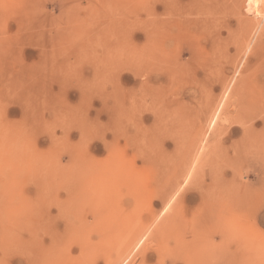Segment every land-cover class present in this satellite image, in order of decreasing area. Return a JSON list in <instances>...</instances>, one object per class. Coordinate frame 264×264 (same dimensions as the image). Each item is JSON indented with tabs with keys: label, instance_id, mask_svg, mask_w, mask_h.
Masks as SVG:
<instances>
[{
	"label": "rangeland",
	"instance_id": "374dc122",
	"mask_svg": "<svg viewBox=\"0 0 264 264\" xmlns=\"http://www.w3.org/2000/svg\"><path fill=\"white\" fill-rule=\"evenodd\" d=\"M181 1L176 0L177 4L173 2L170 6L165 0H0V156H3L0 173L4 171L8 176L7 181V177H0V187L10 183L12 188L9 195L0 188V264H27L22 255L5 251L10 241L13 246L30 242L31 236L39 232L29 227L31 221H39L38 207L35 214H27L23 227L22 223L18 229L14 227L19 220L17 216L28 211L21 204L38 203L35 186L38 172L43 173V179L50 178L52 190L47 196L39 195V203L45 202L42 212L49 213L46 217L55 216L56 221L51 220V224L62 235L63 220L55 212L67 200L62 188L68 177L58 171L69 166L68 155L64 154L66 148L78 151L92 169L99 168L95 170L99 175L105 164L116 166L119 148L125 151L123 159L127 168L141 173L140 158L126 151L125 143V138L135 137L136 127L144 129L141 134L145 136L142 147V153L148 157L145 159L155 160L145 170V176L133 180L130 192L122 188L119 194L107 193L109 196H103V202L98 197L99 204L105 205L104 209L99 207V238L91 236L95 208L88 203L95 201L94 197L86 196L83 208L67 213V222L74 226V240L86 239L97 245L99 242V247L82 253L81 261L85 264H264V86L257 85L258 79H264V35L257 45L256 57L248 55L243 61L247 76L241 87L222 89L214 82L202 84L203 75L198 77L200 87L210 89L207 100V94L203 97L195 88L198 83L180 80L163 86L160 96L151 101L148 94L142 93L147 92L149 84L143 90L133 81L131 58L140 53L134 46L145 44L144 22L152 16L166 20L178 4L183 13L187 3ZM232 2H207L206 6H210L207 12L231 23L233 28L234 18L262 12L258 21L260 27L264 25V0H242L236 15L228 10L223 12L224 8L236 6ZM169 52H174L173 48L165 50ZM116 53L122 56L116 58ZM186 58L182 54L180 59L185 62ZM237 78L236 75L233 80ZM60 83L64 85L62 91L58 88ZM43 85L46 89L50 87L56 96L46 94ZM23 97L37 98L34 103L24 101ZM175 101L180 103L178 113H168L155 122L153 111L163 113ZM27 102L34 105L26 106ZM119 103L124 104L120 114ZM215 106L218 111H212ZM128 109L134 113L131 122L124 114ZM6 134L11 138L4 137ZM61 142L65 148L59 147ZM31 162L33 168L29 170ZM176 177L179 178L173 183ZM133 192L140 197L139 209L123 205V199L134 196ZM162 192L165 202L160 208L153 202L159 200ZM118 201L121 203L114 206ZM9 214L15 218L12 220ZM143 216L148 219L143 221ZM104 221H109V226ZM121 229L126 231L122 236ZM29 230L34 233L30 234ZM38 237L42 239V233ZM42 245L49 247V239L44 238ZM117 248L124 251L122 258L114 253ZM128 249H132L130 255ZM78 254L73 251L62 255L59 263L70 264Z\"/></svg>",
	"mask_w": 264,
	"mask_h": 264
},
{
	"label": "bare ground",
	"instance_id": "6f19581e",
	"mask_svg": "<svg viewBox=\"0 0 264 264\" xmlns=\"http://www.w3.org/2000/svg\"><path fill=\"white\" fill-rule=\"evenodd\" d=\"M212 1L213 0H186L185 3H187L186 4V11L187 12L186 11H184L183 13L180 12V9L182 7L180 4H178L176 9L174 10L177 13H175V12L172 13L170 11L167 14L168 18L166 17L167 18L166 20H164V21L157 20L156 17L152 16L149 19V21H147V23L144 22L143 26H145L144 27L145 35H143V36H145V44L143 46H134V48L137 49L136 51H138L140 53L137 54L138 55L137 57L132 55L133 57H135L134 59L131 58V60H134L133 64L131 63L132 64L131 66H130V63L128 64L130 67H132L131 72L133 73V78H134L133 81L135 80V83L137 85H140L143 87L145 84L146 85L149 84L147 92L144 90V87H143V90H144V91H142L143 96L148 94L151 97V101H154L156 99V97L157 96L159 97L160 94L162 93L163 86H166L168 83H176V82L178 83V81H180V80H185L187 82V80H188L189 82L191 81V83L193 85H196L197 83L199 84L198 77L201 75H203V77L200 79V83L207 84V83H213L214 82L217 85H219L222 89L230 88V87H232L230 89L238 88L244 84V80L247 76L246 75L247 72L243 71V70H245V65H244L243 61L248 57V55L251 57H256L257 48H258L257 45H258V43H260V41L264 35V25L262 27H260L259 21H258L260 14H262V12L261 13L257 12L256 14L253 13L250 16L248 15L242 19L234 18L236 23H235V28H233V25H231V23L225 22V21L219 19L218 16L214 15L213 12L212 13L207 12V8H209L210 6L207 7L206 3L212 2ZM241 1L242 0H233L232 3H233V5L236 4V6L234 5V7L230 6L229 8H224L223 12L228 10L231 14L236 15L238 9H240L238 4ZM166 2L170 6H172V4H174V3L177 4L176 0H165V3ZM216 3H217V1H216ZM221 3H220V5H221ZM223 3H224V5H226L225 1ZM220 5H218V6L221 9L222 7ZM241 6H243V5L241 4ZM213 8H214V6H213ZM220 9H218V10L220 11ZM165 10H166V8H165ZM221 12H219V15L222 14ZM174 14H176L175 18L173 17ZM198 15H200V17H197ZM201 15L206 16V17H201ZM209 15L216 16L217 18H215V17L210 18ZM222 15H224V14H222ZM242 15H243V13H242ZM129 26H131V25L129 24ZM224 31L226 32L225 38H223V36H222ZM229 35H232V36H229ZM253 41H254V43H253ZM121 46H122V44H121ZM221 46H225V48L222 50ZM119 48L122 49V47H119ZM167 48H173L174 52L165 53V50H167ZM120 50L118 49V52ZM120 52H122V51H120ZM218 52H220V54ZM117 54H118V57H116V58H120L119 55H121V53H116V56H117ZM182 54L187 55L185 62H182L181 60H183V59H180L182 57ZM75 55H77V54L75 53ZM114 60H117V59H114ZM141 70L144 72L140 74ZM147 70L149 72H147ZM236 75L238 78H237V80L234 81L233 79ZM140 76H143V77H141L142 79L144 78L143 81H140V78H139ZM258 84L261 85V87L264 86V79H258L257 85ZM46 86H47V84H46ZM63 86L64 85H61V83L58 84L59 91L63 90ZM43 87L45 88L44 85H43ZM36 88H38V87H36ZM48 88H50V87H47V89ZM195 88H197L199 92L203 93L202 94L203 97H205V95L207 94V96L205 97L206 100L209 98V96L211 94L210 89H207V88L203 89V87H200V84L198 86H196ZM47 89L46 88L44 89L46 94L51 93L50 95H52L53 97L56 96V94L53 95L51 89H48V90ZM122 90H119V92H121ZM27 91H29V90H27ZM41 93L43 94V91H41ZM194 95H195V92L192 91L191 99L194 98L193 97ZM188 96H190V95H188ZM23 98H24V101H33L35 103V99L37 97H33L32 100L27 98V97H23ZM34 103L30 104L27 102V103H25V105L31 106V105H34ZM149 103H151V102H149ZM179 104L180 103H177L175 101L173 104H171V107H170L171 109L168 110L167 108H165V110H163V113L160 112V114H159V112H156V110L153 111L155 122H157L158 119H161L164 115H167L168 113L172 114V115L178 113L177 111L179 109L178 106H180ZM22 105H24V104H22ZM161 106H163V105H161ZM206 106H207V110L210 113L209 104H207ZM217 107L218 106H215V108L212 111H218L219 109H217ZM123 110H124V104L119 103V114ZM148 110H150V109H148ZM152 110H153V108L151 109V111ZM124 114L127 116L128 121L131 122L133 120L132 117H133L134 113L130 112L129 109L127 112L125 111ZM68 115L69 114H67V118H68ZM136 117L137 116L135 115V118ZM171 117H173V116H171ZM166 118H167V116H165V120H166ZM62 120L66 121V118L62 117ZM167 121H168V119H167ZM210 124H212V123H210ZM215 126H214V129H212V127H211L212 135H214ZM137 128L138 127H136V129H135L136 130L135 131V133H136L135 137L134 138L132 137L131 140L125 138V143H126V151L131 153L133 157L140 158L139 160L141 161V166H142V171L140 170L141 173L139 171L135 172L133 169L130 170L127 168L126 162L123 159V155L125 154V151H122L119 148H118V151H119L120 159H118L116 166H113L111 164H105L103 166V168L101 167V169H103V173L101 175L95 174V173H97V172H95V170H99V168L92 169V166L90 165V163H88L84 158H82L78 151L75 152V151H72L70 148L69 149L66 148V151H64V154L68 155L69 166L66 169H62V170L58 169V171L60 172V174L63 173V177L65 175L68 177V179L65 178L66 182L64 183L63 188H62V190H64L66 193L67 200L61 204V207H58L59 204L58 205L55 204L58 207L57 213L55 212V214H57L56 217L58 219L63 220V222L62 221L61 222L63 223L64 228H65L64 233L62 235H59L58 233H56L55 229H54L55 226L51 224V220H53L55 218V216L53 218H51L49 216L46 217L45 215H49V213L46 212L45 214H43V212H42V207H44L43 204L45 202H44V200H42L43 202L39 203V201H40L39 195H41L43 193L42 194L43 196L44 195L47 196L48 192L52 191V190H50L51 189V183L49 184L50 178L46 177L43 179L42 178L43 173L38 172L41 175L37 173L38 175H37L36 179H38V183L36 182L35 186L37 187V190H38L37 191V193H38L37 197H38V203L39 204L38 203L34 204L32 202L29 204H26V202L24 201L25 203H22L21 205H23L25 208H27L28 211L23 213V214L18 212L21 215L17 216L19 218V220L16 221L17 223L16 222L14 223V227L16 225V227L18 229L19 226H21L20 223H22V227H23V224H25L26 220H27V214H35V211L37 209L35 207H38V211H36L39 213L38 223H35L34 221H31V219H30L31 224L29 225V222H28V224H26V225H29V227H31V228L33 227V229L35 227L37 231L42 233L43 237H42V239H39V237H38L39 232H37V234L34 235L33 234L34 232L29 230V233L31 231L30 234H33L31 236L32 240L30 242H25L23 244H20L17 242L18 244L13 246V244L10 241V243H9L10 246L7 247L5 252L6 253L11 252L14 254H20V256L22 255L25 259H27V264H68L67 262L66 263H59V260H58L59 257H61L62 255L70 254L73 251L74 252L77 251V252H79V254H78L79 256L77 258H74L72 260V263H70V264H82L83 263V261H81L82 253H84L85 251L90 252L92 248H95L94 246L99 247V242H97L98 243V245H97L95 243H91V241H88L86 239L80 241L79 238L75 239L76 240L75 241L73 239L74 237H72V231H73L74 226H73V224L67 222V218H66L67 213H69V212L72 213V211H74V209H75L74 212H76V210L78 211L79 209L83 208V205L86 203V202L85 203L83 202V199L86 198V196L94 197L93 199H95V201H90V203H88L89 205H91L95 208V216H93L92 222L90 224L91 229H93V233L91 234V231H90V234H91V236L95 235L96 237L99 238V234H100L99 233V213H100L99 207L104 209L105 205H103L104 203L99 204V201L97 200L98 197H100L101 202H103L104 201L103 196L108 195L107 193H109L111 195L115 194V193L119 194V192H121L122 188H125L130 192L129 186L131 185V183H134L133 180L137 179V178L139 180V178H141L142 176H145V175H143L145 170H147L149 168V166H151L152 162L154 163L155 159H153V161H151V159L146 160L145 158H148V157H146V155H144L142 153V147H143V142L145 141L144 140L145 136H143L141 134V131L144 129H137ZM205 131H207V130H205ZM118 133H121V128H120V131ZM139 134H141L142 139L139 137ZM144 135H146L145 132H144ZM4 137H6L8 139L11 138L10 135H8V134H6ZM120 139H121V137H120ZM59 147L65 148V143L61 142ZM9 156L12 157L13 153H11ZM2 157L3 156H0V160H2L1 159ZM149 158H150V156H149ZM130 161H131V163H130ZM130 161H129L130 167H132L133 160H130ZM32 163L33 162H31L29 164V170H31L30 168L32 166ZM134 166H135V164H134ZM37 167L39 170V166H37ZM32 168H33V166H32ZM56 169L57 168L55 167V170ZM8 170H10V172H13V169H8ZM40 171H42V170H40ZM121 175H122V177H121ZM54 176L56 177V175H54ZM0 177H7L6 181L8 179V176L6 173H4V171L2 173V176H0ZM11 178H14V177L12 176ZM105 178H106V180H104ZM178 178L179 177H176L175 179H173V183L175 181H177ZM70 180H72V181H70ZM170 184H172V181L170 182ZM170 184H168V185H170ZM71 185H73V186L70 187ZM173 185L175 186V184H173ZM139 187H141V186L139 185ZM170 187H171V185H170ZM0 188H1V190H6L5 193H8V195L12 191L10 183L8 184V186H4V187H0ZM131 188H132V186H131ZM172 188H173V186H172ZM176 188H178V187H176ZM46 189H47V191L45 192ZM134 189H135V187H134ZM14 190L15 189H13V191ZM174 190H175V187H174ZM172 192H174V191H172ZM162 193H163L162 196L160 194L161 197L159 198V200L156 199L153 202V204H155V206H156V204L157 205L159 204L158 207H160V208H163L162 205H164V202H165L164 192H162ZM20 194H21V191L19 192L18 195L20 196ZM133 194H134V196H130L128 200L123 199V205H126L127 207L129 205H133V208L137 209L140 205L139 201H138V199L140 197H139V195H135L134 192H133ZM136 194H137V191H136ZM5 196H7V195L5 194ZM154 196L155 195H153V197ZM110 198H113V197H110ZM1 199H3V198H1ZM104 199H106V198L104 197ZM107 199H108V197H107ZM4 200H5V198H4ZM50 200H52V198ZM50 200H48V201H50ZM55 200H57V199H55ZM111 200H113V199H111ZM171 200H172V196H171ZM113 201H115V200H113ZM121 201L116 202L114 204V206L117 207L121 203ZM176 201L178 203H180V199H176ZM46 202H47V200H46ZM53 203H55V202H53ZM45 206H48V205H45ZM107 206H108V204H107ZM107 206H106V208H107ZM112 208H113V204L110 206L109 210L112 211ZM149 208H150V206H149ZM152 208H154V207H152ZM152 208H150V209H152ZM171 208H172V206H171ZM206 212H207V210H206ZM83 216H81V217H83ZM9 218L12 219V218H15V216L12 217L9 214ZM75 218H77V217H75ZM142 218H143V221H146L148 219L147 216H143ZM142 218H141V220H142ZM210 218H211V216H210ZM122 219H124V216ZM128 219H129V221L134 220V219L130 220V218H128ZM208 219H209V217H208ZM46 220H47V222H46ZM108 220H110V219H108ZM124 221H125V219H124ZM122 223H121V225H122ZM210 223L212 224V222H210ZM8 230L11 231V229H8ZM112 230H113V228H112ZM127 230H128V228L126 229V231ZM136 230H138V229H136ZM14 231H16V229ZM18 231H20V230H18ZM126 231L122 230L121 233H119L120 236H122L121 235L122 232L125 233ZM134 231H135V229H134ZM75 232H76V230H75ZM116 232H118V231H116ZM15 234H17V233H15ZM80 235L84 236V233H81ZM103 235H105V234H103ZM132 235H135V233ZM33 236H35V238ZM130 237H132V236H130ZM44 238L49 239V241H50L49 247H44L42 245ZM134 238H135V236H134ZM127 240H129V239H127ZM130 240H131V238H130ZM137 240H138V238H137ZM134 242H135V240H134ZM133 243H132V246H133ZM120 248L119 249L117 248L116 250H114V253L119 254L120 255L119 257L122 258V253L124 255V251L121 250ZM129 248H131V246ZM133 248H134V246H133ZM135 248H136V246H135ZM134 251H135V249H134ZM112 252H113V249H112ZM131 252H132V249L130 251L128 249L127 254L130 255ZM28 257H32V258L28 259ZM83 264H85V262Z\"/></svg>",
	"mask_w": 264,
	"mask_h": 264
}]
</instances>
